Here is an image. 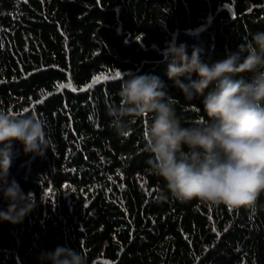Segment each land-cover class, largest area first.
<instances>
[{
  "label": "trees",
  "instance_id": "1",
  "mask_svg": "<svg viewBox=\"0 0 264 264\" xmlns=\"http://www.w3.org/2000/svg\"><path fill=\"white\" fill-rule=\"evenodd\" d=\"M256 33L264 0H0V110L41 118L49 141L36 157L13 142L9 180L35 207L22 223L0 221V264H41L57 246L87 264H264V193L251 209L180 202L147 164L152 114L124 136L108 115L123 79L151 75L183 127L207 121L162 50L174 40L211 65Z\"/></svg>",
  "mask_w": 264,
  "mask_h": 264
},
{
  "label": "clouds",
  "instance_id": "2",
  "mask_svg": "<svg viewBox=\"0 0 264 264\" xmlns=\"http://www.w3.org/2000/svg\"><path fill=\"white\" fill-rule=\"evenodd\" d=\"M247 53L243 59L241 54ZM162 55L172 58L167 76L184 99L203 97L208 118L183 127L177 116L178 100L169 96L159 77L123 79L119 104L108 110L111 123L127 135L136 118L151 122L143 133L150 172L160 177L172 197L193 199L208 206L254 208L264 193V33L251 34L236 53L209 65L199 49L189 56L183 44L167 42ZM195 73L197 80L184 84L179 78ZM125 118H128L127 120ZM45 122L36 115H13L0 110V197L8 202L0 221L22 223L34 210L33 194H25L8 170L13 142L24 154L42 156L49 149ZM41 264H87L80 250L57 246L42 252Z\"/></svg>",
  "mask_w": 264,
  "mask_h": 264
},
{
  "label": "snow or ice",
  "instance_id": "3",
  "mask_svg": "<svg viewBox=\"0 0 264 264\" xmlns=\"http://www.w3.org/2000/svg\"><path fill=\"white\" fill-rule=\"evenodd\" d=\"M119 75V73H117V76ZM97 79H100V78H97ZM95 82V81H94ZM69 87H71V84L69 83L68 85ZM60 87H63V85H60ZM89 87H91V85H89Z\"/></svg>",
  "mask_w": 264,
  "mask_h": 264
}]
</instances>
